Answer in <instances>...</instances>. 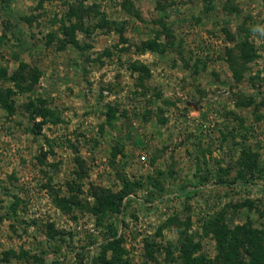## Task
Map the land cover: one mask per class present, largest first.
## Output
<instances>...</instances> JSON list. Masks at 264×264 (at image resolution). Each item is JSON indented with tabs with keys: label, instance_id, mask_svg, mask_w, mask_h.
I'll return each instance as SVG.
<instances>
[{
	"label": "rangeland",
	"instance_id": "1",
	"mask_svg": "<svg viewBox=\"0 0 264 264\" xmlns=\"http://www.w3.org/2000/svg\"><path fill=\"white\" fill-rule=\"evenodd\" d=\"M0 70V264H226L244 226L264 248V0H0Z\"/></svg>",
	"mask_w": 264,
	"mask_h": 264
},
{
	"label": "trees",
	"instance_id": "2",
	"mask_svg": "<svg viewBox=\"0 0 264 264\" xmlns=\"http://www.w3.org/2000/svg\"><path fill=\"white\" fill-rule=\"evenodd\" d=\"M78 23L74 24L72 26L73 30H80L83 31L85 34L89 33V29H83V24L77 21ZM105 23V21H104ZM83 29V30H82ZM68 43L70 42L74 46H76V39L74 36V32L70 35V38L68 39ZM169 44V41H168ZM145 46L141 47V52L148 51L150 52H158L157 50H161L162 46L156 42H148L147 45L144 44ZM160 52V51H159ZM128 68L130 69L131 72L133 73H147L148 70L145 67H141L140 64L137 62L134 63H129ZM5 76V71L0 70V78H4ZM38 75L36 74L35 71H30L29 74L23 75L21 71L15 72L12 79L15 81V86L18 89H21L22 91L25 90L26 88L22 87L24 86L23 84L27 85V90H31L32 84L37 81ZM24 92V91H23ZM8 98L5 97L4 100L0 99V102L4 103L6 105ZM7 106V105H6ZM115 117V112H111L110 114L107 115L108 120H112ZM120 149L119 147L116 148V151ZM245 155V153H244ZM247 156V155H246ZM241 162V168L239 170V178H245V174L251 176H254L258 174V176L263 175V170L259 167L257 163L256 156H247L245 159L243 158ZM236 180V179H234ZM219 184L223 186H228L230 185L227 181L225 180H220ZM128 195V192H120L116 194H104L100 193L99 195L96 196V203L94 205V213L95 215H104L106 212H118L122 200ZM12 209L15 210L16 205H11ZM252 205L250 204L249 207ZM261 217L264 218V212L261 213ZM109 230H111V227H109ZM223 233L219 236H217L218 239V246L220 251L222 252L223 250H227L231 253L225 254L226 257V264H264V248L261 245V241L258 240L257 233L254 232V230L250 229L249 226H244L240 227L237 229L236 234L232 236V238H227V235L229 234L228 232H225L224 229H220ZM228 233V234H227ZM230 235V234H229ZM113 237L114 233H113ZM117 243L118 241L115 239L108 240L103 244V256L105 253L109 250L115 251L117 248ZM239 246H243L245 249V254L249 257L248 259L245 257L244 254H242L239 258H237L233 253V249L237 248ZM233 247V249H232ZM103 263H107L105 259L102 260ZM198 264V263H197Z\"/></svg>",
	"mask_w": 264,
	"mask_h": 264
}]
</instances>
